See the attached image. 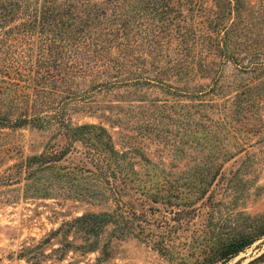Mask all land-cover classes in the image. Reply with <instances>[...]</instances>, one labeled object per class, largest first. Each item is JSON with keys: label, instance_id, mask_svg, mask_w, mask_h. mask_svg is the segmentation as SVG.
I'll return each mask as SVG.
<instances>
[{"label": "rangeland", "instance_id": "374dc122", "mask_svg": "<svg viewBox=\"0 0 264 264\" xmlns=\"http://www.w3.org/2000/svg\"><path fill=\"white\" fill-rule=\"evenodd\" d=\"M96 1L106 10L96 25L106 48H84L80 61L110 60L60 82L75 91L64 98L69 122L92 123V133L70 142L54 120L0 125V174L17 176L21 159L70 143L35 176L0 184V264H264V234L226 261L209 262L227 241L264 229V68L242 71L219 49H208L198 37L209 31L200 20L214 5L195 0L186 11L185 55L176 53L173 38L155 48L141 38L139 48L126 49L144 57L133 67L142 65L149 76L169 63L160 76L171 87H94L116 71L114 56L130 58L104 33L109 1ZM250 1L260 12L261 1ZM229 21L227 14L223 23ZM215 73L214 89L206 90ZM64 96L37 94V107L50 115ZM119 211L125 226L108 222L97 234L85 233L86 219L76 220Z\"/></svg>", "mask_w": 264, "mask_h": 264}, {"label": "trees", "instance_id": "16d2710c", "mask_svg": "<svg viewBox=\"0 0 264 264\" xmlns=\"http://www.w3.org/2000/svg\"><path fill=\"white\" fill-rule=\"evenodd\" d=\"M108 1L110 16H106L103 28L109 25L110 28L104 33L108 34L113 46L122 44L130 58L121 56L118 60L114 56L112 66L116 71L110 77L97 81L94 87L142 82L171 87V83L160 74L168 70V62H175L176 57L167 59L168 64L159 66L157 72L149 76L144 74L146 71L142 65L133 67L144 57L126 49L139 48L141 38L152 48L156 44L168 45L173 38L176 40V53L185 55L190 26L186 11L194 9L195 0ZM211 1L214 7L209 6L200 20V24L206 22L209 31L199 33L198 37L203 35L207 39L208 49L209 46L219 49L226 59L233 61L242 71L253 73L264 68V0H260L261 11L257 13V10L252 11L250 0ZM105 11L96 0H0V125L16 127L30 123L42 126L44 122L54 120L70 142L76 139L84 141L92 133V123L69 122L62 110L64 98L73 96L75 91L60 82L69 73L86 71V68L91 70L94 64L105 65L110 60H101L100 56L95 57L94 64L88 61L83 63L79 56L81 50L89 46H93L92 52L106 48L107 37L100 35L96 28L97 24L102 23L99 16H105ZM227 14L230 21L223 23ZM132 28L137 34L131 35ZM139 58L142 60L137 61ZM218 77L220 73L213 75L206 90L214 89ZM239 84L240 87L245 85ZM55 90H63L66 96L57 102L50 115H44L41 113L44 109L37 107V94ZM243 92L244 89L240 91ZM69 145L68 142L59 149L51 148L26 156L16 163L19 174H0V184L35 176L37 171L49 167L50 161L62 158L68 152ZM117 215L88 212L77 216L76 220L86 219L90 225L85 228V233L97 234L98 228L108 222L123 228L128 218L122 211ZM263 234L264 229L250 237L227 241L219 249L218 256L210 257L209 262L218 259L226 261ZM69 244L71 242L67 239L62 246L65 248ZM89 246V249L96 248Z\"/></svg>", "mask_w": 264, "mask_h": 264}]
</instances>
